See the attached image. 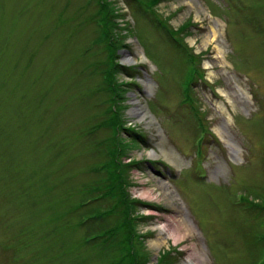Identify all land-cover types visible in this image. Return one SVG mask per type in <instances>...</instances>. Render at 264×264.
<instances>
[{"label": "rangeland", "instance_id": "1", "mask_svg": "<svg viewBox=\"0 0 264 264\" xmlns=\"http://www.w3.org/2000/svg\"><path fill=\"white\" fill-rule=\"evenodd\" d=\"M104 3L126 69L115 68L121 123L142 134H122L121 160L139 162L117 168L137 201L128 228L127 210L108 212L114 197L76 207L102 175L96 143L112 137L89 132L113 105L96 0H0V264H126L128 232L148 264H253L264 232V0L152 6L199 67L186 101L188 59L151 10Z\"/></svg>", "mask_w": 264, "mask_h": 264}, {"label": "trees", "instance_id": "2", "mask_svg": "<svg viewBox=\"0 0 264 264\" xmlns=\"http://www.w3.org/2000/svg\"><path fill=\"white\" fill-rule=\"evenodd\" d=\"M105 0H96L97 7L99 8L98 13H102L99 16V21L100 27H102V36L106 37L107 40V48L108 53H107V60L109 62L107 68H104L103 70V80L105 83H107V87L105 88L107 92H109V95L111 96L109 98V101L113 103L111 107L107 108L103 114L108 115L107 118H103V122L99 123L97 125H94L90 129V133L95 132L99 127L107 128L112 132V137L111 138H106L104 140H99L96 144L97 146L101 145L100 152L101 156L104 159L102 162H99L98 165L95 168V172H102V175L99 177L98 182L95 184L91 183L93 187L89 190L92 195L87 196L85 199L80 201L76 207L81 209L82 207L86 206L90 202L94 201H103L102 199L105 200V198L110 199V198H115L116 200L113 201L111 200V206H108V209H110L108 212H117L116 209L122 207L124 211V226L127 227V223L130 222L128 220V209L129 206L137 204V201L135 199H129L127 197V193L123 189L125 183H123L122 176H121V171L120 173L117 171V168H120L119 163L121 165V169L123 168H129L132 165H137L139 164L138 161H129V162H124L121 160L122 157H127V152H128V145L126 138L133 139L135 141H138L141 139L142 135L141 133L137 132L133 127H128L123 122L121 123V116H119V107L117 105V102H119L118 98V92H119V85H117L115 81V73L117 70L115 69L119 67V69H122L126 71L125 68L121 67L118 63H116V60L118 58L117 55V48L115 46V41L116 37L114 36V33L110 29V24L111 19V13L108 12L107 5L108 3H104ZM126 3L130 6L132 4H135L139 10L143 12H148L151 10L152 15H154V20L157 22L156 24L160 27H163L166 32V34L169 35V37L174 40L176 43H173L174 45H177L179 48L182 49L183 54L185 57L188 59L187 62H189V67L191 68V71L185 75L184 82L182 83V95L184 98V101L188 99L187 91H188V85L195 83L198 79H201V75L199 74V67L195 63V57L194 54L187 48V45L185 42L182 40H179L177 37V32L171 28L167 23L162 20L159 15L152 10V6L157 3L159 0H125ZM114 36V37H113ZM177 47V48H178ZM129 83H125V87H127ZM121 93V92H120ZM195 117L198 119L197 120V125L200 133L202 134L201 137L199 138V141L202 142L203 139L207 136V131L205 130V125L203 121L201 120L199 114L195 112ZM123 120V119H122ZM126 134V138L122 136V134ZM128 140V139H127ZM198 141V143H199ZM200 146V143H199ZM200 155V152L198 150V153L196 156L198 157ZM125 168V170H126ZM86 200V201H85ZM239 204L242 205L244 209H249L251 207H258L257 203L252 202L251 199H239ZM110 205V203H109ZM148 207H151L153 205L145 204ZM263 207L264 206H260ZM242 209V210H244ZM96 212L92 213H87L86 219L90 220L93 218H100V214H95ZM98 213V212H97ZM107 214V211L104 213ZM117 230V228H110L105 230L104 232L97 233L93 235V238H98V237H103L105 234H107L108 238L112 236L114 231ZM253 235V240L251 243H256L257 245L261 244L260 251L258 252V257L256 258V261L253 264H264V232H259V233H254ZM261 235V236H260ZM260 236V237H259ZM133 239V233L128 232V234L124 237V249L126 251V254L120 258L118 261L119 263L121 262H126L129 264H148V260L146 259L145 261L140 260V256H137L136 253L133 251V247L131 244ZM128 243V244H127ZM263 243V244H262ZM167 252H164L162 254L163 257L166 256ZM169 254V253H168ZM172 258V257H171ZM168 259L170 257L168 256ZM175 259H173L174 261ZM159 260V262H161ZM158 264V263H157Z\"/></svg>", "mask_w": 264, "mask_h": 264}, {"label": "bare ground", "instance_id": "3", "mask_svg": "<svg viewBox=\"0 0 264 264\" xmlns=\"http://www.w3.org/2000/svg\"><path fill=\"white\" fill-rule=\"evenodd\" d=\"M125 60H127V58H124ZM138 111H140V109H139V107H134V112H138ZM173 230H174V228H172V232H173ZM158 243H156V245H157Z\"/></svg>", "mask_w": 264, "mask_h": 264}]
</instances>
